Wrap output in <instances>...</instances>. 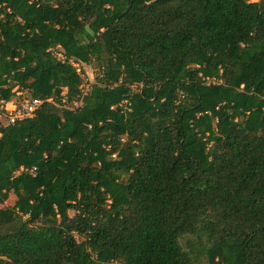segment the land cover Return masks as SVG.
<instances>
[{
  "label": "trees",
  "instance_id": "1",
  "mask_svg": "<svg viewBox=\"0 0 264 264\" xmlns=\"http://www.w3.org/2000/svg\"><path fill=\"white\" fill-rule=\"evenodd\" d=\"M17 91L0 264H264V0H0Z\"/></svg>",
  "mask_w": 264,
  "mask_h": 264
},
{
  "label": "built area",
  "instance_id": "2",
  "mask_svg": "<svg viewBox=\"0 0 264 264\" xmlns=\"http://www.w3.org/2000/svg\"><path fill=\"white\" fill-rule=\"evenodd\" d=\"M16 95L18 99L13 97L12 100L0 105L1 114H4L7 122L10 123L18 119L34 116L44 101L54 102L53 98L39 99L24 95L21 91H17Z\"/></svg>",
  "mask_w": 264,
  "mask_h": 264
},
{
  "label": "rangeland",
  "instance_id": "3",
  "mask_svg": "<svg viewBox=\"0 0 264 264\" xmlns=\"http://www.w3.org/2000/svg\"><path fill=\"white\" fill-rule=\"evenodd\" d=\"M57 54H58L59 57L62 56L60 50H57ZM76 66L79 67L82 70L84 78L88 79L89 81H93L94 80V73H93L94 68H93V66L86 65V64H83V63L76 64ZM87 83L88 82H86V84ZM24 95L30 96V94H28L26 92L24 93ZM16 98L18 99L17 95L14 97V99H16ZM79 105H80V101H78V100L72 101V102H70L68 104V106L72 107V108H75L76 106H79ZM1 116L4 118L5 121H7V119H5V117H4V114H1ZM116 174L121 179H126L127 178V173L122 171V170H116ZM17 199L18 198H17L16 194L11 190L8 199L6 201H3V202L0 201V215H2V212L4 210H11L15 206V203L17 202Z\"/></svg>",
  "mask_w": 264,
  "mask_h": 264
}]
</instances>
